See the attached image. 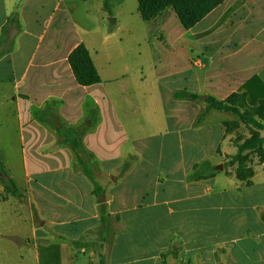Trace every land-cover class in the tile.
Masks as SVG:
<instances>
[{"label": "crops", "instance_id": "obj_1", "mask_svg": "<svg viewBox=\"0 0 264 264\" xmlns=\"http://www.w3.org/2000/svg\"><path fill=\"white\" fill-rule=\"evenodd\" d=\"M103 6V0H0V143L18 148L21 165L16 176L1 164L0 204L17 202L27 210L31 237L22 244L35 264H127L130 253L133 264L141 257L147 264H183L163 244L169 232L156 230L165 214L196 211L194 203L172 205L203 199L208 189L201 183L224 171L192 180L194 166L223 168L236 153L233 133L224 128L232 115L211 110L197 122L207 98H264V0H225L190 30L172 8L145 21L137 0ZM78 45L88 51L99 84L76 82L68 57ZM216 112L223 116L210 119ZM50 116L69 130L91 122L80 135L84 162L68 145H56L60 136ZM144 129L151 133L144 136ZM4 155L0 151V162L9 163ZM138 158L133 169L126 165ZM253 158L254 176L242 191L248 197L255 180L264 194V165ZM155 160L172 176L176 161L189 176L181 188L191 194L160 198L157 180L139 175ZM82 164L91 169L95 192ZM115 171L128 172L118 181ZM234 172L228 167L223 176L239 182ZM7 181L19 195L6 197ZM148 184L150 196L143 191ZM101 205L108 220L100 231ZM144 227L162 243L158 248L128 235ZM91 229L102 234H87Z\"/></svg>", "mask_w": 264, "mask_h": 264}, {"label": "rangeland", "instance_id": "obj_2", "mask_svg": "<svg viewBox=\"0 0 264 264\" xmlns=\"http://www.w3.org/2000/svg\"><path fill=\"white\" fill-rule=\"evenodd\" d=\"M217 116L223 115L216 112L213 113L210 119H216ZM231 119V121L238 122L233 116ZM238 125L231 132L233 134L229 142L233 146L237 141L241 142L249 136L247 128L241 123H238ZM150 133L151 131L147 129L143 130L144 136H148ZM0 151L6 154L2 158L6 160L10 158L9 163L0 162V164L12 166L16 176H18L21 168L19 155L17 154L18 148L0 143ZM9 152L11 154L7 155ZM163 155L165 157L166 152ZM139 160V158L128 160L126 165L133 169V166L138 164ZM153 162V167L140 171L139 175H147L149 181L157 180L161 194L160 198L191 194L190 191L181 187L183 182L187 183L189 181V176L191 177L193 173L183 177L178 163L174 161L173 166L176 168L177 174L172 176L169 173V168L165 167L163 163L158 164L156 160ZM251 163L253 167L256 165L254 158ZM227 164L228 162L223 164V173L228 171ZM206 165L209 166L208 163L205 164L203 166L204 171L208 168ZM217 166L214 164L209 167L214 172ZM87 170L91 172L89 167L85 169L86 172ZM1 171H3V168ZM128 171L121 173L115 171L112 178L121 181ZM223 173H216L214 180L211 182L201 183L200 188L202 187V190H204L203 187L208 189L206 193L204 192L203 199L172 205L175 208L194 203L196 211L189 209L187 212L183 210L181 213H175L171 216L165 214L160 219L156 233L161 235L169 232L166 235L169 241L163 244H167L171 250L178 252L180 257L177 259L182 260L183 264H211V262L213 264H264V237L260 238L264 234V223L260 219V215L264 214V194L259 192L258 181L255 180L251 196L248 197L242 193L245 189L242 183L236 182L234 178H226ZM110 182L114 186L115 182H112L111 179ZM148 186L150 184L144 187L143 191L144 194L150 196ZM222 189L227 193L223 194ZM6 197L11 198L12 195L8 194ZM207 197H210L211 200H207ZM152 223L153 220L147 226H153ZM104 224L102 220L99 221L100 231ZM100 231L91 229L87 234L90 232L98 234ZM101 234L100 232L99 235ZM128 235L136 239L141 246L152 245L158 248L162 244L161 242H154L155 234L150 230V227H144L143 231L135 230ZM29 237H31V224L27 210L17 202L15 204H0V264H35L33 257L27 256L30 252L22 244L23 240ZM85 237H82L83 240H85ZM185 250H189L188 254H184ZM127 256L125 263L133 264L136 259L133 253L127 254ZM77 259L82 260L83 256L78 254ZM138 259H140L138 264H147L144 257ZM41 261H43L42 258Z\"/></svg>", "mask_w": 264, "mask_h": 264}, {"label": "trees", "instance_id": "obj_3", "mask_svg": "<svg viewBox=\"0 0 264 264\" xmlns=\"http://www.w3.org/2000/svg\"><path fill=\"white\" fill-rule=\"evenodd\" d=\"M225 0H137L138 9L143 20L148 21L167 8H172L178 17L180 23L185 30L192 29L203 18H205L214 9L220 6ZM103 7L107 9V0H103ZM12 19L8 20V24L13 23ZM5 31V29H4ZM5 44L9 43L7 39H4ZM68 63L71 71L74 75L76 82L82 87H88L100 83V78L92 64L88 51L83 45H78L69 55ZM192 100H197L196 96H189ZM206 111L200 116L197 122L204 116L205 113L214 110L221 113L230 114L235 117L237 121H231L224 123L226 134H230L238 123L243 124L249 133L248 138L243 141L234 144L236 153L230 157L227 167L235 166L236 179L244 184L250 186L249 180L254 176L253 169L249 166L251 159L257 157L260 164L264 165V98L257 99L255 101H249L244 94H233L224 101H216L213 98L208 97L206 100ZM49 125L57 131L60 136V140L56 145H68L76 153H78L84 162L83 149L80 140V135L90 125L88 120L84 125L77 130H69L62 127L59 122L50 116L48 121ZM207 164V163H205ZM205 164L194 166L192 180L204 179L202 173L207 172V177L214 175L213 169L209 167L204 171L203 166ZM86 164H82L80 169L92 182L95 189H98V185L90 175ZM2 169L0 164V170ZM3 173V171H1ZM0 172V173H1ZM5 194H11L12 197L19 195L15 185L12 181H7L5 184ZM4 199V198H3ZM100 220L106 223L108 215L106 214L105 206L99 207ZM260 219L264 223V214L260 215ZM105 225V224H104Z\"/></svg>", "mask_w": 264, "mask_h": 264}, {"label": "water", "instance_id": "obj_4", "mask_svg": "<svg viewBox=\"0 0 264 264\" xmlns=\"http://www.w3.org/2000/svg\"><path fill=\"white\" fill-rule=\"evenodd\" d=\"M216 171H222V166H218L215 168Z\"/></svg>", "mask_w": 264, "mask_h": 264}]
</instances>
